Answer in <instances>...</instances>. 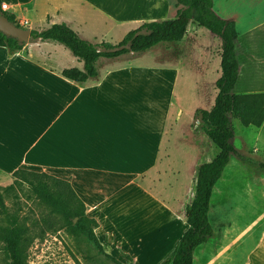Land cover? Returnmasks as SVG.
Segmentation results:
<instances>
[{"label": "rangeland", "instance_id": "1", "mask_svg": "<svg viewBox=\"0 0 264 264\" xmlns=\"http://www.w3.org/2000/svg\"><path fill=\"white\" fill-rule=\"evenodd\" d=\"M128 2L131 5L127 7L141 8L143 5H138L141 3L151 9L149 0ZM171 2L175 4L170 12L173 18L183 4L178 0ZM214 5L216 11L224 13L221 17L240 18L236 25L238 33L264 31V0H214ZM124 6L119 5L118 12ZM16 20L23 27L29 26L17 17ZM125 28H117L95 42L106 40L117 44ZM94 36L90 31L89 37ZM47 43L49 48L57 47L65 53L63 62L68 66L83 67L65 46ZM221 55V37L191 21L179 43H160L143 53L101 61L104 66L105 62L114 61L116 66L143 68L144 82L125 88L139 91L143 98L159 99L161 119L165 120L160 128L165 146L159 168L139 179L153 193L157 205L151 207L143 191L129 183L120 195V199L129 198L118 213L122 217L118 220L104 217L95 230L104 252L87 237L72 236L61 228L48 231L44 238L37 237L32 242L28 264H164L169 259L188 228L185 208L195 195L197 168L219 153L217 145L199 126V112L214 105L218 92L216 80L222 74ZM206 64L212 68L205 73ZM194 84L200 85L198 92ZM232 124L233 143L240 156H232L216 184L210 211L214 235L195 250L194 264H264V168L261 167L264 131L262 127H245L237 119ZM16 201L22 206L21 214L28 217V224L33 217L47 212L27 185L6 195L12 211L18 207Z\"/></svg>", "mask_w": 264, "mask_h": 264}, {"label": "crops", "instance_id": "2", "mask_svg": "<svg viewBox=\"0 0 264 264\" xmlns=\"http://www.w3.org/2000/svg\"><path fill=\"white\" fill-rule=\"evenodd\" d=\"M12 1L6 2L7 11L31 29L65 22L92 42L122 26L126 34L144 21L170 19L175 8L170 0H149V10L141 3V8L127 7L128 0ZM119 5L126 6L118 12ZM224 19L240 22L235 16ZM238 34L246 35L240 46L241 89L264 91V31ZM47 42L53 41L30 40L17 51L0 46V185L11 184L19 168L68 180L99 224L104 217H122L118 213L129 198L120 195L129 183L143 191L151 207L157 205L139 179L159 168L165 120L159 99L125 88L144 82L143 68L116 66L114 61L104 66L101 58L99 78L78 83L62 74L77 66L65 64V53ZM211 68L206 64L205 73ZM194 85L198 92L200 85ZM261 127L264 131V123Z\"/></svg>", "mask_w": 264, "mask_h": 264}, {"label": "trees", "instance_id": "3", "mask_svg": "<svg viewBox=\"0 0 264 264\" xmlns=\"http://www.w3.org/2000/svg\"><path fill=\"white\" fill-rule=\"evenodd\" d=\"M183 4L174 18L144 21L128 31L117 44L108 41L98 43L79 35L67 23H54L45 29H32L31 40L53 41L64 45L84 63L83 69L65 68L66 78L83 83L100 76L98 62L101 58H118L130 53L146 52L160 43H179L187 32L191 21L208 28L222 39V74L216 81L218 90L214 105L199 112L200 128L217 145L219 153L197 168V183L194 198L185 208L188 228L179 239L174 252L164 264H194L195 250L214 235L210 211L216 184L222 177L233 155L239 151L233 143L235 131L232 124L237 119L245 127H261L264 123V91L250 92L241 89L243 62L240 46L246 35H239L233 20L220 17L214 10V0H178ZM19 26L12 12L2 9ZM17 39L8 38L0 31V46L10 51L24 47ZM264 168V163H261ZM9 185H0V264H28V248L38 238H44L48 231L65 228L72 236H85L100 250L96 228L99 222L88 215V206L78 195L70 181L45 171L19 168L13 173ZM27 185L30 192L46 206L47 212L33 217L21 214L22 206L16 201L17 209L12 211L6 202V195ZM76 220V221H75ZM111 258V255H108Z\"/></svg>", "mask_w": 264, "mask_h": 264}, {"label": "water", "instance_id": "4", "mask_svg": "<svg viewBox=\"0 0 264 264\" xmlns=\"http://www.w3.org/2000/svg\"><path fill=\"white\" fill-rule=\"evenodd\" d=\"M31 30V27L19 26L6 15L0 13V31L8 38H14L21 43H27L31 40Z\"/></svg>", "mask_w": 264, "mask_h": 264}, {"label": "built area", "instance_id": "5", "mask_svg": "<svg viewBox=\"0 0 264 264\" xmlns=\"http://www.w3.org/2000/svg\"><path fill=\"white\" fill-rule=\"evenodd\" d=\"M8 8V4L6 2H2V9L7 11Z\"/></svg>", "mask_w": 264, "mask_h": 264}]
</instances>
